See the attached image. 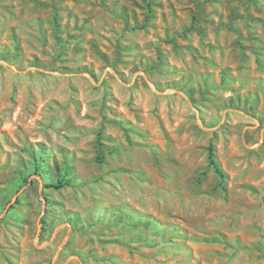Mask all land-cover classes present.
<instances>
[{
	"label": "rangeland",
	"instance_id": "obj_1",
	"mask_svg": "<svg viewBox=\"0 0 264 264\" xmlns=\"http://www.w3.org/2000/svg\"><path fill=\"white\" fill-rule=\"evenodd\" d=\"M0 264H264V0H0Z\"/></svg>",
	"mask_w": 264,
	"mask_h": 264
},
{
	"label": "trees",
	"instance_id": "obj_2",
	"mask_svg": "<svg viewBox=\"0 0 264 264\" xmlns=\"http://www.w3.org/2000/svg\"><path fill=\"white\" fill-rule=\"evenodd\" d=\"M208 165L213 168V170L215 171V173L220 177L223 178L224 177V173L220 167V165L217 163L216 158H215V154H214V149L213 146H209L208 147ZM98 160H100V162H102L104 160V157L102 155H99ZM62 186V183L59 182L58 185H48L45 186L46 188H55L58 189Z\"/></svg>",
	"mask_w": 264,
	"mask_h": 264
}]
</instances>
